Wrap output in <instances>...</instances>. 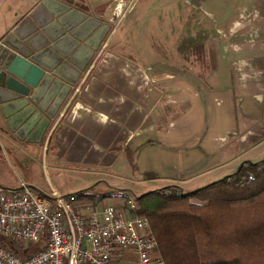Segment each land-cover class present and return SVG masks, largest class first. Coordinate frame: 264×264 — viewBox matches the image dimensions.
Instances as JSON below:
<instances>
[{
  "label": "crops",
  "instance_id": "0c3cea01",
  "mask_svg": "<svg viewBox=\"0 0 264 264\" xmlns=\"http://www.w3.org/2000/svg\"><path fill=\"white\" fill-rule=\"evenodd\" d=\"M36 2L0 0V35ZM68 2L111 27L41 141L0 117L1 185L188 191L264 157V0Z\"/></svg>",
  "mask_w": 264,
  "mask_h": 264
},
{
  "label": "built area",
  "instance_id": "2783aa9c",
  "mask_svg": "<svg viewBox=\"0 0 264 264\" xmlns=\"http://www.w3.org/2000/svg\"><path fill=\"white\" fill-rule=\"evenodd\" d=\"M139 207L123 188L105 196L0 184V238L9 243L0 240V264H164Z\"/></svg>",
  "mask_w": 264,
  "mask_h": 264
},
{
  "label": "trees",
  "instance_id": "16d2710c",
  "mask_svg": "<svg viewBox=\"0 0 264 264\" xmlns=\"http://www.w3.org/2000/svg\"><path fill=\"white\" fill-rule=\"evenodd\" d=\"M135 198L164 264H264V157L188 191L166 184Z\"/></svg>",
  "mask_w": 264,
  "mask_h": 264
},
{
  "label": "water",
  "instance_id": "95a60500",
  "mask_svg": "<svg viewBox=\"0 0 264 264\" xmlns=\"http://www.w3.org/2000/svg\"><path fill=\"white\" fill-rule=\"evenodd\" d=\"M110 27L68 0H38L0 35V117L16 139L41 141Z\"/></svg>",
  "mask_w": 264,
  "mask_h": 264
},
{
  "label": "rangeland",
  "instance_id": "374dc122",
  "mask_svg": "<svg viewBox=\"0 0 264 264\" xmlns=\"http://www.w3.org/2000/svg\"><path fill=\"white\" fill-rule=\"evenodd\" d=\"M141 1H143V0H135V3L137 4V5H139L140 3H141ZM182 7V6H181ZM182 9L183 8H181V11H182ZM10 133V132H9ZM10 134H12V133H10ZM14 137V136H13ZM2 157V149L0 148V158ZM260 159V158H259ZM0 169H2V171H6L7 173H9V175H12L13 177L15 176V172H14V170L8 165V163L6 162V161H3L2 162V166L0 165ZM21 171L23 172V173H26V174H30V173H36V174H41V171L39 172V168H38V165H32L31 167H29V168H21ZM39 172V173H38ZM79 183H81V182H79ZM79 183H77V182H75V183H71L70 184V186H69V189H75L76 188V185H78ZM141 187V186H140ZM136 188V191L135 192H133V191H131V190H129V189H125L129 194H131L132 196H134L135 197V194L137 193V194H140V193H142V192H144L142 189L143 188ZM88 189H90V188H88ZM117 188H111V189H109L108 191H113V190H116ZM145 189V191H147V190H149V189H151V188H148L147 186L144 188ZM81 190V189H80ZM91 190H93V189H91ZM73 191H76V190H73ZM73 191H68V192H63V194H68V193H71V192H73ZM102 193V192H101ZM108 192H103L102 194H105V196H108V195H111V192L110 193H108ZM136 200H137V203H138V206H140V203H139V201H138V199L136 198Z\"/></svg>",
  "mask_w": 264,
  "mask_h": 264
}]
</instances>
